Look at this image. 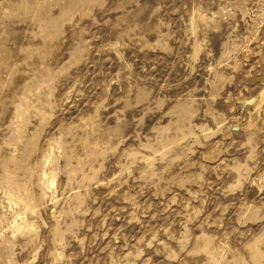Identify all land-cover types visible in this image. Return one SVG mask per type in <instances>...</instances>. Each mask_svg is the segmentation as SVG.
Returning <instances> with one entry per match:
<instances>
[{
  "label": "rangeland",
  "instance_id": "1",
  "mask_svg": "<svg viewBox=\"0 0 264 264\" xmlns=\"http://www.w3.org/2000/svg\"><path fill=\"white\" fill-rule=\"evenodd\" d=\"M0 264H264V0H0Z\"/></svg>",
  "mask_w": 264,
  "mask_h": 264
},
{
  "label": "clouds",
  "instance_id": "2",
  "mask_svg": "<svg viewBox=\"0 0 264 264\" xmlns=\"http://www.w3.org/2000/svg\"><path fill=\"white\" fill-rule=\"evenodd\" d=\"M74 90V89H73ZM118 103H120V101H118ZM129 106H133L135 107L136 105L135 104H132V105H129ZM118 123H125V121H122L119 119V110H118ZM186 138V137H185ZM182 143V141L180 142ZM179 146V145H178ZM54 165H55V162H54ZM58 167V165H56ZM49 172H50V176L52 177L53 180H55L57 177H56V173L52 171V169H49Z\"/></svg>",
  "mask_w": 264,
  "mask_h": 264
}]
</instances>
